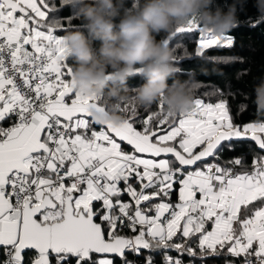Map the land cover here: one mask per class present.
I'll list each match as a JSON object with an SVG mask.
<instances>
[{
    "label": "snow or ice",
    "instance_id": "snow-or-ice-1",
    "mask_svg": "<svg viewBox=\"0 0 264 264\" xmlns=\"http://www.w3.org/2000/svg\"><path fill=\"white\" fill-rule=\"evenodd\" d=\"M65 7L0 0V264H264V121L237 123L245 105L234 116L217 86L175 116L133 97L123 124L96 130L90 109L112 102L74 90ZM197 43L201 58L234 37Z\"/></svg>",
    "mask_w": 264,
    "mask_h": 264
},
{
    "label": "clouds",
    "instance_id": "clouds-1",
    "mask_svg": "<svg viewBox=\"0 0 264 264\" xmlns=\"http://www.w3.org/2000/svg\"><path fill=\"white\" fill-rule=\"evenodd\" d=\"M247 0H232L227 10L215 0H144L133 9H124L123 0H64L80 20L78 30L63 37L69 58L74 60V90L85 97H107L106 111L90 109L92 121L101 126L118 127L124 123L117 105L128 101L127 83L140 76L143 83L135 89V101L144 108L163 103L175 116L187 114L194 100L179 81L168 80L176 72L172 50L156 36L175 34V29L195 20L204 35L223 39L239 24L238 10ZM258 19L264 21V0H255ZM255 104L264 111V82L255 89Z\"/></svg>",
    "mask_w": 264,
    "mask_h": 264
},
{
    "label": "trees",
    "instance_id": "trees-1",
    "mask_svg": "<svg viewBox=\"0 0 264 264\" xmlns=\"http://www.w3.org/2000/svg\"><path fill=\"white\" fill-rule=\"evenodd\" d=\"M144 0H139V3H143ZM232 0H215V4L221 8L227 10V5ZM132 0H123L124 9H132ZM59 7V4H58ZM71 15L73 17L72 23L77 27L69 29V31L78 30L81 27V22L74 14L73 10L69 7H65L59 13V16L66 17ZM237 15L239 17V24L233 28L226 35L234 37V46L232 49H211L206 50V56L197 58L195 57V50L198 48L197 41L199 40L200 31L191 34H178L172 39L169 45L173 55H178L181 59L177 63L172 61L173 66L177 69L185 70V73L175 72L168 80V84L172 85L174 81L182 83L186 90L189 85L201 84L202 87L188 92L191 94L193 100L203 97L205 90L213 87H219L226 93H232L229 97L230 107L233 115L235 116L238 111V106L243 103L245 110L239 116L236 117L237 123L248 122H260L264 121V111H260L255 104V87L264 82V21L258 19L257 8L255 7V0H247V3L243 10H238ZM251 18V24L249 23ZM259 21V23H257ZM67 23L66 21H64ZM254 24L255 26H251ZM67 32L57 33L64 36ZM169 36L167 33H161L156 36L158 41ZM180 43L188 49V54L185 55L182 49L173 51L175 44ZM212 57L229 59L228 63L220 62V60H213ZM69 63L74 66V60L69 58ZM143 79L140 76L130 78L127 83L128 96L127 102L131 101L135 96V92L132 91V87L135 89L143 83ZM211 99L215 100L216 97ZM135 104L139 110L143 113L144 107ZM126 103V102H125ZM149 110H157V104H153ZM96 130L100 129L101 125L93 123ZM125 201H130V197L124 195L122 197ZM175 255V253H173ZM209 264H221L219 258L209 260Z\"/></svg>",
    "mask_w": 264,
    "mask_h": 264
},
{
    "label": "rangeland",
    "instance_id": "rangeland-1",
    "mask_svg": "<svg viewBox=\"0 0 264 264\" xmlns=\"http://www.w3.org/2000/svg\"><path fill=\"white\" fill-rule=\"evenodd\" d=\"M199 31H200V29H199ZM225 35H226V34H225ZM204 36H206V35H204V34L200 31L199 39L202 38V37H204ZM173 38H174V37H173Z\"/></svg>",
    "mask_w": 264,
    "mask_h": 264
},
{
    "label": "crops",
    "instance_id": "crops-1",
    "mask_svg": "<svg viewBox=\"0 0 264 264\" xmlns=\"http://www.w3.org/2000/svg\"><path fill=\"white\" fill-rule=\"evenodd\" d=\"M93 123H94V122H93ZM101 128H106V126H101L100 129H101ZM100 129H98V130H100Z\"/></svg>",
    "mask_w": 264,
    "mask_h": 264
}]
</instances>
